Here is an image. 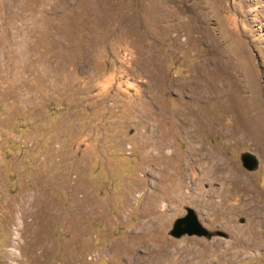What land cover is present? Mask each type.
Here are the masks:
<instances>
[{
    "label": "rangeland",
    "instance_id": "1",
    "mask_svg": "<svg viewBox=\"0 0 264 264\" xmlns=\"http://www.w3.org/2000/svg\"><path fill=\"white\" fill-rule=\"evenodd\" d=\"M263 107L264 0H0V264H264Z\"/></svg>",
    "mask_w": 264,
    "mask_h": 264
},
{
    "label": "water",
    "instance_id": "2",
    "mask_svg": "<svg viewBox=\"0 0 264 264\" xmlns=\"http://www.w3.org/2000/svg\"><path fill=\"white\" fill-rule=\"evenodd\" d=\"M242 165L247 170H252L256 167L257 161L252 155H242ZM170 236L173 238H180L182 236H196V237H209L211 232L201 225L195 212L187 208L185 215L177 218L170 229ZM219 236H225L223 232L216 233Z\"/></svg>",
    "mask_w": 264,
    "mask_h": 264
},
{
    "label": "bare ground",
    "instance_id": "3",
    "mask_svg": "<svg viewBox=\"0 0 264 264\" xmlns=\"http://www.w3.org/2000/svg\"><path fill=\"white\" fill-rule=\"evenodd\" d=\"M222 71V70H221ZM206 73L208 74V76H210V77H212L213 78V76H217L218 77V75H220V71H219V69H217V67L216 66H211V68H208L207 70H206ZM226 73V72H225ZM223 74V73H222ZM221 74V75H222ZM230 74V73H229ZM206 75V74H205ZM234 76V75H233ZM226 77H228V76H226ZM251 77V76H250ZM232 79V78H231ZM237 78L235 77V80H236ZM224 80V79H223ZM220 81V80H219ZM245 81V80H244ZM239 82V81H238ZM253 83V82H252ZM200 84V83H199ZM196 88V87H195ZM201 88V87H200ZM239 89V88H238ZM200 92V91H199ZM203 92V91H202ZM237 92V91H236ZM217 98V97H216ZM240 105V104H239ZM242 106V105H241ZM245 107V106H244ZM254 108V107H253ZM239 109H241V108H239ZM252 109V108H251ZM251 109H249V110H251ZM243 111V110H242ZM244 111H246V109L244 110ZM191 114H192V112H190ZM240 113V112H239ZM183 115H184V113H182ZM254 115V114H253ZM255 115L256 116H254V117H257L256 119H254L255 121L254 122H252V123H254L255 124V128L257 129H260V130H258V131H261V132H264V107L262 108V109H260V110H258V112L257 113H255ZM195 119V118H194ZM181 120V119H180ZM183 121V120H182ZM184 122V121H183ZM190 122V121H189ZM199 122V121H198ZM188 122H186V127H191L190 126V124H191V122L190 123H188ZM200 123V122H199ZM198 123V124H199ZM194 124V123H193ZM192 124V125H193ZM203 125V124H202ZM181 126V125H180ZM183 127H184V125H183ZM182 127V128H183ZM250 127V126H249ZM253 127V126H252ZM185 128V127H184ZM255 129V130H256ZM192 132L194 131V130H191ZM197 131H198V128H197ZM184 132V131H183ZM187 132H188V130H187ZM190 135V134H189ZM192 136V135H191ZM192 138V137H191ZM160 147V145L158 146V148ZM161 148V147H160ZM161 153V152H160ZM157 156V155H156ZM156 159V158H155ZM210 170H211V173H213L212 174V176L215 174V173H224V171L225 170H227V167H224L223 168V166H220V165H216V166H213V168L211 169L210 168ZM205 171V170H204ZM206 172V171H205ZM153 173V172H152ZM206 175V174H205ZM207 176V175H206ZM211 176V175H210ZM223 176V175H222ZM221 176V177H222ZM218 178H219V176H218ZM252 190V189H251ZM254 190V189H253ZM247 191V190H246ZM248 192H249V190H248ZM252 193V192H251ZM247 194V193H246ZM252 195V194H251ZM257 195V194H256ZM254 199V198H253ZM252 199V200H253ZM128 217V216H127ZM252 220V219H251ZM252 226V225H251ZM30 227V226H29ZM257 227V222L256 221H254V225H253V227H252V229L255 231L256 228ZM253 231V232H254ZM252 233V232H251ZM149 234V233H148ZM254 234H256L255 232H254ZM258 237V236H257ZM136 239V238H135ZM255 239V238H254ZM134 243V242H133ZM129 247V246H128ZM126 248V247H125ZM150 249V248H149ZM128 250V249H127ZM119 253V252H118ZM132 253V252H131ZM117 254V253H116ZM128 254V253H127ZM146 254V253H145ZM25 255V254H24ZM136 255V254H135ZM115 257V256H114ZM133 257H134V255H133ZM180 257V256H179ZM141 258V257H140ZM116 260V259H115ZM142 260V259H141ZM156 260V259H155ZM167 260V259H166ZM42 261V260H41ZM140 261V260H139ZM143 261H145V259L143 260ZM150 261V260H149ZM174 261V260H173ZM184 260H182V262H183ZM127 262V261H126ZM125 262V263H126ZM129 262V261H128ZM146 263V262H145ZM151 263V262H150ZM28 264H30V263H28ZM38 264V263H37ZM148 264V263H147ZM179 264H181V263H179Z\"/></svg>",
    "mask_w": 264,
    "mask_h": 264
}]
</instances>
